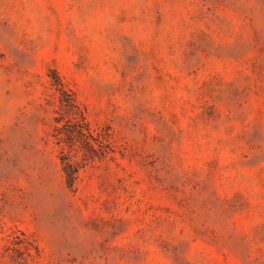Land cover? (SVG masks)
I'll return each instance as SVG.
<instances>
[{
    "label": "rangeland",
    "instance_id": "obj_1",
    "mask_svg": "<svg viewBox=\"0 0 264 264\" xmlns=\"http://www.w3.org/2000/svg\"><path fill=\"white\" fill-rule=\"evenodd\" d=\"M0 264H264V0H0Z\"/></svg>",
    "mask_w": 264,
    "mask_h": 264
},
{
    "label": "trees",
    "instance_id": "obj_2",
    "mask_svg": "<svg viewBox=\"0 0 264 264\" xmlns=\"http://www.w3.org/2000/svg\"><path fill=\"white\" fill-rule=\"evenodd\" d=\"M78 131H79V130H78ZM80 133H82L81 130H80Z\"/></svg>",
    "mask_w": 264,
    "mask_h": 264
}]
</instances>
